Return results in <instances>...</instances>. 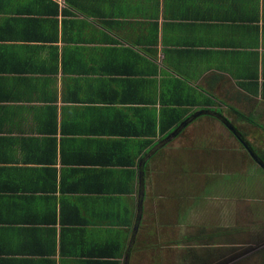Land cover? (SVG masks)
Returning a JSON list of instances; mask_svg holds the SVG:
<instances>
[{
    "label": "crops",
    "instance_id": "crops-1",
    "mask_svg": "<svg viewBox=\"0 0 264 264\" xmlns=\"http://www.w3.org/2000/svg\"><path fill=\"white\" fill-rule=\"evenodd\" d=\"M263 121L264 0H0V264H173L193 153Z\"/></svg>",
    "mask_w": 264,
    "mask_h": 264
},
{
    "label": "rangeland",
    "instance_id": "rangeland-1",
    "mask_svg": "<svg viewBox=\"0 0 264 264\" xmlns=\"http://www.w3.org/2000/svg\"><path fill=\"white\" fill-rule=\"evenodd\" d=\"M242 123L245 140L264 157V130ZM231 131L221 135L219 148L193 153L194 171L203 175L178 183L179 192H192L195 212L188 227L180 225L173 264H264V167Z\"/></svg>",
    "mask_w": 264,
    "mask_h": 264
},
{
    "label": "trees",
    "instance_id": "trees-1",
    "mask_svg": "<svg viewBox=\"0 0 264 264\" xmlns=\"http://www.w3.org/2000/svg\"><path fill=\"white\" fill-rule=\"evenodd\" d=\"M241 117H245L242 114H240ZM223 119V118H222ZM225 120V119H224ZM236 134L239 136V140L242 144H244V142L246 143V145H248V147L257 155V153L253 150V148L251 147V145L245 140L244 134L236 132ZM258 156V155H257ZM262 162H264V157L258 156Z\"/></svg>",
    "mask_w": 264,
    "mask_h": 264
},
{
    "label": "water",
    "instance_id": "water-1",
    "mask_svg": "<svg viewBox=\"0 0 264 264\" xmlns=\"http://www.w3.org/2000/svg\"><path fill=\"white\" fill-rule=\"evenodd\" d=\"M244 145H245V147H246L248 150H250V152H251L252 156H253V157H254V158H255V159L258 161V163L264 167V163L262 162V160H261V159H259L257 156H255L254 152H253V151H251V149H249L248 145H246V143H245V142H244Z\"/></svg>",
    "mask_w": 264,
    "mask_h": 264
}]
</instances>
